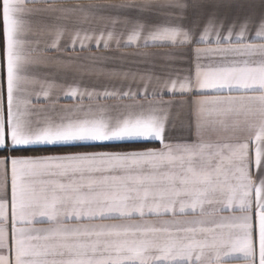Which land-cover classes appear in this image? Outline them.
Here are the masks:
<instances>
[{
	"label": "snow or ice",
	"instance_id": "6c2138e0",
	"mask_svg": "<svg viewBox=\"0 0 264 264\" xmlns=\"http://www.w3.org/2000/svg\"><path fill=\"white\" fill-rule=\"evenodd\" d=\"M30 2L0 0V264H264V15L226 27L209 10L202 27L185 29L171 19L183 18L185 0L50 7L117 13L113 29L99 35L54 27L46 46L53 51L62 41L73 51L93 40L120 47L123 38L125 47H187L195 62L175 78L174 69L167 78L122 73L139 75L135 91L71 86L65 93L132 101L115 116L101 106L41 119L33 118L30 88L39 83L37 98H47L54 85L33 72L42 61L32 55L39 41L28 39L26 17L39 11ZM150 12L168 18L149 23L142 17ZM120 13L133 24L126 35L115 31ZM149 95L146 108L138 97ZM185 104L189 134L172 143L166 139L171 109ZM209 130L227 138L209 142ZM242 132L248 135L241 138ZM126 141L161 147L28 154L34 146Z\"/></svg>",
	"mask_w": 264,
	"mask_h": 264
},
{
	"label": "crops",
	"instance_id": "0c3cea01",
	"mask_svg": "<svg viewBox=\"0 0 264 264\" xmlns=\"http://www.w3.org/2000/svg\"><path fill=\"white\" fill-rule=\"evenodd\" d=\"M120 0H34L30 2L27 7L37 9L39 11L33 12L26 17L32 23V34L28 39L39 41L34 44L35 49L32 55L38 60L42 61L33 70L34 74L40 81H47L54 86L50 89V95L45 98L40 96L37 98L36 93L42 91L41 85L37 83L30 88L32 95L31 110L35 116L41 119L45 117H52L58 119L60 116L82 115L83 111L88 110L89 107L97 109L101 106L107 107L110 114L115 116L126 109L123 105L130 104L132 101L120 100L113 98H105L103 96L93 95L89 98L84 95L82 98L77 96L75 98L66 96L65 93L71 86H78L81 91H93L95 93H102L106 89L112 91L114 89L128 90L130 86L133 91L141 84L139 75L136 80L122 77V73H154L155 75H163L167 78L168 69H174L172 78L178 75L183 76L187 74V70L193 66L195 62V53L179 46H173L168 43H157L147 48L124 46V40L121 39L120 47L116 46L115 41L110 42L109 48H104L103 44L96 46L95 40L88 43V47L83 50L77 46L73 51L71 48H65L62 41L60 50L53 51L46 47L51 43L50 30L56 26L64 27L68 33H74L79 30L81 34L88 33L90 35H99L101 32H107L113 29L111 17L117 15L115 10L107 8L89 9L88 14L76 11L74 13H63L59 10L51 11L52 8H66L72 9L77 5L87 6L89 4H108L119 3ZM189 5L184 10L183 18H171L173 24H179L185 29L202 27L207 19V11L214 10L218 21H223L227 27L229 24L235 22L239 24L245 17H260L264 15V0H185ZM212 4L214 9H206L194 7L193 5ZM163 11H169L167 9ZM120 20L115 24V31L117 33L123 32L125 35L132 28V22L124 20V13H120ZM134 16V14H133ZM168 17L158 15L156 12L145 13L142 19L149 23H155L164 20ZM238 30V29H237ZM65 40L68 35H65ZM205 47V45H199ZM195 47V46H194ZM56 58V59H49ZM236 59H243L236 57ZM59 61V62H58ZM115 72L116 75H110ZM47 87V84L44 85ZM151 91V90H150ZM165 100H183L185 97L165 95ZM147 108L148 100L152 99L151 95L148 97H138ZM82 105V108L77 110L76 106ZM190 119L188 105H173L170 114L168 125V132L166 139L172 143H182L188 137V123ZM226 133L207 131L205 139L209 142L223 141L227 138ZM241 138L246 137L247 132L239 133ZM117 144H137L136 146L127 147H103L94 143H75V144H59V145H45L34 147H61L73 146L71 150H48L42 152H30L33 155H47V154H63L70 152L81 151H104V150H130L142 147L160 148L158 142H143V141H126V142H110L107 145ZM76 146V147H75ZM32 147V148H34ZM170 218V217H165ZM136 219H139L136 217ZM147 219L158 220V217H147ZM70 223H75L71 221ZM38 227L46 225H37Z\"/></svg>",
	"mask_w": 264,
	"mask_h": 264
},
{
	"label": "trees",
	"instance_id": "16d2710c",
	"mask_svg": "<svg viewBox=\"0 0 264 264\" xmlns=\"http://www.w3.org/2000/svg\"><path fill=\"white\" fill-rule=\"evenodd\" d=\"M137 144H117V145H107L103 147H127V146H136ZM76 147V146H75ZM74 148L73 146H61V147H34L31 148L30 152H42V151H48V150H71ZM29 152V153H30Z\"/></svg>",
	"mask_w": 264,
	"mask_h": 264
}]
</instances>
